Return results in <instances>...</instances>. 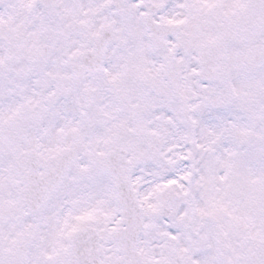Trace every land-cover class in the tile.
<instances>
[{
  "label": "snow or ice",
  "instance_id": "6c2138e0",
  "mask_svg": "<svg viewBox=\"0 0 264 264\" xmlns=\"http://www.w3.org/2000/svg\"><path fill=\"white\" fill-rule=\"evenodd\" d=\"M0 264H264V0H0Z\"/></svg>",
  "mask_w": 264,
  "mask_h": 264
}]
</instances>
